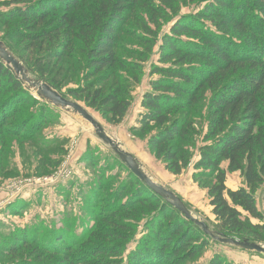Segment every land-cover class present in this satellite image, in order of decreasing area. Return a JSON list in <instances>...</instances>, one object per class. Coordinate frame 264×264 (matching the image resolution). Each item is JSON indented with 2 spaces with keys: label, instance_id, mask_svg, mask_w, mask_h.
I'll use <instances>...</instances> for the list:
<instances>
[{
  "label": "trees",
  "instance_id": "16d2710c",
  "mask_svg": "<svg viewBox=\"0 0 264 264\" xmlns=\"http://www.w3.org/2000/svg\"><path fill=\"white\" fill-rule=\"evenodd\" d=\"M160 1L174 5L172 0ZM84 4L91 11L81 19L79 12ZM0 6L7 9L0 10V23L10 26L17 21L12 36L29 42L33 48H45V63L75 56L86 84L72 90L71 96L88 95L86 103L119 121L127 116L133 101L130 88L141 81L144 69L122 59L120 34L129 19L138 18L136 11L140 7L148 8L151 23H157L165 13L159 5L152 0H105L99 4L93 0H5ZM139 23L143 30L156 35L152 40H158L159 35L146 21ZM1 40L15 53L10 44ZM159 49L158 64L151 69V75L156 77L142 99L140 127L134 130L148 135L151 151L168 171L181 175L193 157L189 151L193 142L191 114L200 110L209 93L208 125L192 179L209 195L218 223L214 236L263 243L264 216L257 207L256 192L264 185V0H207L202 10L178 15L173 26L163 33ZM15 54L35 79L57 91L48 79L49 65L36 67V75L29 62ZM119 69L136 73L133 80L122 83L125 79ZM95 79H114L115 83L109 91L96 89L90 96L91 80ZM25 86L0 58V126L7 132H16L6 124L15 120L21 103H37ZM30 130L32 125L27 129ZM236 172L245 178L246 187L232 191L226 186L227 175ZM129 174L134 189L124 187L118 196L119 206L115 204L113 214L105 213L130 216L138 212V217L147 220L145 235L136 242L128 264H182L184 259L192 260L201 254L212 237L135 174ZM84 223L88 228L81 232L66 223L64 229L56 230L52 226L45 231L31 227L28 232L23 228L9 242L3 239L0 251L14 257L21 249L34 247L42 255H63V264L83 263L79 262L82 257L74 256V250L97 228V224ZM109 223L115 227L108 230L109 235L120 241L130 238L129 232L134 231L127 221L112 219ZM105 240L99 239L84 249L88 257L84 264L125 262L123 243ZM6 243L11 246L4 247ZM40 259L37 253L33 260L20 259L15 264H59ZM210 264L223 263L217 256Z\"/></svg>",
  "mask_w": 264,
  "mask_h": 264
},
{
  "label": "rangeland",
  "instance_id": "374dc122",
  "mask_svg": "<svg viewBox=\"0 0 264 264\" xmlns=\"http://www.w3.org/2000/svg\"><path fill=\"white\" fill-rule=\"evenodd\" d=\"M4 1L0 0V3ZM93 1L99 4L105 0ZM152 2L164 10V17H159L157 23H151L150 10L140 7L136 11L138 18L129 19V23L122 28L120 34L121 47L124 49L120 52L122 59L139 64L144 69L140 76L141 81L130 88L133 96L131 109L121 121L105 115L103 110L86 103L88 95L83 98L70 95L72 90L86 84L82 68L74 55L71 59L63 61L55 59L45 63L42 59L46 53L45 48L44 50H40L39 46L33 48L29 42H23L12 36L17 21L11 22L10 26L0 23V38L10 44L15 53L29 62L36 75L39 71L36 67L49 65L48 79L56 85V92H60V95L87 110L111 138L134 156L145 174L179 197L186 208L195 213L209 226L212 234L216 235L214 230L218 223L210 206L209 195L192 179L195 171L194 163L200 155L199 148L203 145L204 133L208 125L206 117L210 94L208 93L204 98L200 110L191 114L193 142L189 146V151L193 152V157L190 166L181 175L175 176L168 171L163 162L151 151L148 135H141L134 130L140 127L142 99L145 92L150 89L151 81L156 77L151 75V69L153 64H158L163 33L173 26L178 15L185 16L202 10L207 0L196 2L172 0L171 3L174 2L172 7L163 4L160 0H152ZM82 8L84 9H81L79 15L81 19H86L91 11L90 7L84 4ZM176 8H179L178 14H175ZM0 10L7 9L0 6ZM139 21H146L147 25L159 35L158 40H152L156 35L143 30ZM48 47L46 45V49ZM41 59L42 61H39ZM119 74L125 79L122 83H125L126 80L132 81L136 73L119 69ZM91 81L93 88L89 92L90 96H94L93 92L96 89L109 91V87L115 83L114 79L108 82L97 79ZM26 87L29 86H25L24 89ZM30 96L36 99L37 103H32L30 100L21 103L15 120L6 124L16 132H7L0 126V247L3 246L1 244L3 239L9 242V238L23 228L28 232L31 227L45 231L48 226H52L56 230L64 229L66 223L72 230H76L73 227H77V231L81 232L88 228L85 227L84 222H86L88 226L97 224V228L75 248L74 256L82 257L79 262L83 261V263L79 264H84V259L88 258L84 249L90 247L92 243L95 244L99 239H106L107 243L112 244L123 243L122 246L125 247L123 263L128 264L129 254L135 249L136 242L145 235L147 220H144L143 216L138 217V212L130 213V216L110 214H113L114 211L111 210L115 204L119 206L118 196L124 187H129L131 190L135 187V184L133 185L129 180L131 171L123 164L119 155L98 139L93 128L90 129L91 124H87L76 114L55 108L46 99L37 97L31 89ZM31 125L33 133L32 130L27 131ZM224 167L227 165L224 164ZM226 186L232 191L246 187L245 178L239 172L228 173ZM256 193L257 207L264 216V185ZM112 219L130 223L134 229L129 232L131 237L121 241L111 237L109 235L111 232L108 230L115 229L109 223ZM254 222L259 223L255 220ZM104 227L109 228L105 230ZM236 240L244 242L239 238ZM258 244L264 247V242ZM7 246L11 244L6 243L4 247ZM37 253L41 255V262L63 264L66 261L63 255H42L43 252L40 254V251L33 247L21 249L14 257L0 251V264H15L20 259L33 260ZM217 256L222 259L223 264H264V256L259 253L222 244L212 238L201 254L192 260L184 259L182 264H210ZM112 258L117 259V257Z\"/></svg>",
  "mask_w": 264,
  "mask_h": 264
},
{
  "label": "water",
  "instance_id": "95a60500",
  "mask_svg": "<svg viewBox=\"0 0 264 264\" xmlns=\"http://www.w3.org/2000/svg\"><path fill=\"white\" fill-rule=\"evenodd\" d=\"M0 58L7 66L15 71L16 75L19 76L27 86H29V88L33 91V93L36 94L37 97L46 99L55 108H60L68 113L76 114L80 116L87 124H91L98 139L108 145L114 153L119 155L123 164L129 168L132 174H135L138 179L145 183V185L149 187L157 196L166 199L171 206H173L176 210H179L189 221H192L198 225L207 236L209 235L222 244L224 243L237 248L239 247L246 251H254L264 256V247L259 244L214 236L209 230V226L204 223L195 213L190 212L179 197L168 190L164 185H161L155 181L151 176L145 174L134 156L124 150L119 142L111 138L105 132L104 128L95 121L93 116L87 110L82 108L78 103L69 101L67 98L54 91L45 82L35 79L30 74L28 68H25L17 55L13 53L2 40H0Z\"/></svg>",
  "mask_w": 264,
  "mask_h": 264
},
{
  "label": "bare ground",
  "instance_id": "6f19581e",
  "mask_svg": "<svg viewBox=\"0 0 264 264\" xmlns=\"http://www.w3.org/2000/svg\"><path fill=\"white\" fill-rule=\"evenodd\" d=\"M91 128L90 129H92V126H90Z\"/></svg>",
  "mask_w": 264,
  "mask_h": 264
},
{
  "label": "crops",
  "instance_id": "0c3cea01",
  "mask_svg": "<svg viewBox=\"0 0 264 264\" xmlns=\"http://www.w3.org/2000/svg\"><path fill=\"white\" fill-rule=\"evenodd\" d=\"M236 190V189H235Z\"/></svg>",
  "mask_w": 264,
  "mask_h": 264
}]
</instances>
